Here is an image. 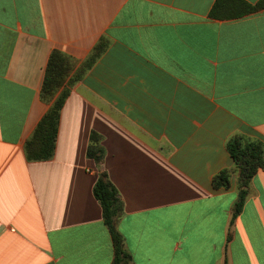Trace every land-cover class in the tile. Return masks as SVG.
<instances>
[{"label": "crops", "instance_id": "1", "mask_svg": "<svg viewBox=\"0 0 264 264\" xmlns=\"http://www.w3.org/2000/svg\"><path fill=\"white\" fill-rule=\"evenodd\" d=\"M215 2L0 0V264H112L99 171L122 201L131 264H264V169L232 227L238 175L212 187L233 166L230 139L264 145V9L229 1L234 16L217 19ZM98 47L62 107L53 158L27 161L50 107V55L68 58L71 78Z\"/></svg>", "mask_w": 264, "mask_h": 264}, {"label": "trees", "instance_id": "2", "mask_svg": "<svg viewBox=\"0 0 264 264\" xmlns=\"http://www.w3.org/2000/svg\"><path fill=\"white\" fill-rule=\"evenodd\" d=\"M229 1L238 2L246 14L264 9V0H260L254 6L240 0H216L210 12V17L217 19L226 18V16L233 17L234 9L227 5ZM100 53L101 47L96 48L86 63L71 78H69L71 64L68 58L59 52H53L50 55L40 91V99L46 104H50V107L24 145V155L27 161L42 162L53 158L62 107L70 94L71 88L91 67ZM99 142L100 136L92 132L86 150L87 158L92 159L98 167L105 154ZM226 150L233 161V166L229 170L219 172L212 180V187L215 190L228 189L231 174L236 173L238 175V195L232 208L230 222V227H232L244 205L251 179L259 170L264 169V145L261 142H251L240 137H234L226 143ZM93 195L100 204L103 223L111 236L112 264H131V257L125 249L124 239L116 228L123 211L122 201L116 188L103 171L98 173ZM230 238L231 234L228 233L227 242L230 241Z\"/></svg>", "mask_w": 264, "mask_h": 264}]
</instances>
